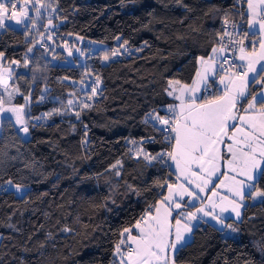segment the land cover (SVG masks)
I'll return each mask as SVG.
<instances>
[{
	"label": "trees",
	"instance_id": "16d2710c",
	"mask_svg": "<svg viewBox=\"0 0 264 264\" xmlns=\"http://www.w3.org/2000/svg\"><path fill=\"white\" fill-rule=\"evenodd\" d=\"M47 1L56 11L42 15L38 28L29 24L27 34L0 30L4 63L24 64L34 45L28 67L14 70L12 81L25 96L31 93V116L64 110L74 82L82 79L83 65L62 64L59 48L39 47L48 29L106 45L88 56L100 87L90 107L77 111L79 119L65 110L32 121L38 126H30L27 137L12 130L0 134V152L16 156L3 180L28 185L23 197L0 192V264H110L119 232L164 195L166 186L159 184L174 180L168 164L143 158L145 152L170 150L165 134L144 122L146 114H166L164 107L172 103L168 82L192 81L198 58L217 47L221 21L238 17V10L233 0ZM49 18L55 27L45 26ZM122 44L121 55L103 61L105 52ZM50 55L58 60L51 62ZM44 87L50 99L40 101ZM12 103L24 99L17 93ZM258 186L264 189V178ZM237 229L225 236L211 223L197 224L187 246L175 254L176 264H264V203L246 199Z\"/></svg>",
	"mask_w": 264,
	"mask_h": 264
},
{
	"label": "snow or ice",
	"instance_id": "6c2138e0",
	"mask_svg": "<svg viewBox=\"0 0 264 264\" xmlns=\"http://www.w3.org/2000/svg\"><path fill=\"white\" fill-rule=\"evenodd\" d=\"M246 3L247 12H241L240 15L242 18L247 16V28H238L235 23L232 25L233 32L241 38L233 39V32L225 31L220 36V47H213L212 55L208 58H198L199 67L190 85L179 86V81L168 82L171 90L166 89L167 94L174 96L179 103L167 106L164 110L167 118L158 113L146 114L144 122L151 123L157 131L165 134L164 140L171 150L159 152L155 156L145 152L143 158L149 163L158 161L167 164L168 160L172 161L176 179L183 177L185 183L176 186L179 191H173L174 186L166 180L158 185L160 188L166 186L168 194H161V199L150 204L134 224L119 232L120 239L114 244V259L110 264H176L175 254L187 246L189 236L196 226L194 221L207 224L209 220L205 217L210 218L218 231L229 236L238 231L228 223L232 219L231 213L240 219L246 199L264 203V189L258 186L264 178V0H246ZM28 5L35 11V18L29 15ZM47 7L50 5H44L42 0H0V30L15 31V28L9 27L10 22L15 21L27 34L31 30L29 24L35 28L37 19L43 18L41 9L46 10ZM224 23H228L227 19ZM48 26L55 27L51 18L48 19ZM225 36L229 37L227 42H224ZM123 43L127 44L128 41ZM33 48L34 45L27 48L24 67L30 63L29 54L33 53ZM228 50L238 51L239 54L230 60L225 55ZM76 51L84 55L80 49ZM68 54L71 56L72 51L69 50ZM120 54L119 49L105 52L103 60L108 61L110 56ZM3 57L4 52L0 51V59ZM40 58H37V67ZM12 63L19 64V61L13 60ZM99 82L97 77L94 83ZM0 84L7 87L2 76ZM14 91L23 97L24 103L13 104V93H8V107H5L3 97L0 96V134L12 130L17 137L21 133L27 137L30 126H38L31 122L39 121L42 117H32L27 110L31 93L25 96L18 87ZM91 93L92 96L97 95V89L92 87ZM68 103L71 105L72 101ZM83 107L89 108L90 105L85 103ZM53 113L61 114L59 109H53L44 115L51 116ZM75 115L77 119L80 118L79 112ZM84 127L87 135V125ZM15 159L16 156H10L8 152H0V192L11 191L13 195L23 197L27 194V184L14 183L11 177L3 180L9 161ZM224 166L227 167L226 172L221 171ZM116 175H120L119 171ZM214 177L223 179L216 184ZM225 181L229 184L226 185ZM193 184L200 192L211 185L209 190L213 196L219 195L215 192L216 187H227L230 195L221 196L218 203L208 197L207 205L196 207L195 211H181L182 207L190 203L182 204L185 194L193 201L201 200L199 193L190 189ZM128 188L132 194L140 195L131 185ZM63 231L72 230L65 228Z\"/></svg>",
	"mask_w": 264,
	"mask_h": 264
},
{
	"label": "rangeland",
	"instance_id": "374dc122",
	"mask_svg": "<svg viewBox=\"0 0 264 264\" xmlns=\"http://www.w3.org/2000/svg\"><path fill=\"white\" fill-rule=\"evenodd\" d=\"M21 2H22V0H21ZM42 3L44 5H46V6L50 5V7H47L46 10L45 9H41V12L43 11L42 15H45V14L46 15L47 14L48 15H53L52 9H54V6L51 4V2H48L47 0H42ZM37 6H39V5H37ZM27 7H28L29 15H31L32 14L31 12H33L32 17L35 18L36 17L35 11L32 9V7L30 5H28ZM17 10H19V5H18ZM41 21H42V19H37L36 28H38V26L41 23ZM52 24H53V22H52ZM9 26H11V27H13L15 29H21V30L23 29L22 27L16 25L15 21H11ZM45 26L47 28L49 27L48 26V20H47ZM30 28H31V25H30ZM31 29H34V28H31ZM60 34H62V33H60ZM59 36L61 37L62 40L60 41V44H57V47L63 53L61 55L64 56V58L61 60L60 63H62V64H74L76 66H78V64H81L84 67L83 68H78L80 73H81V78L82 79L77 80V82H74L73 90L68 94V98L66 100L65 109L63 110V109H61V107H57L56 109H59L60 112H63L65 110H67V111L76 113L82 107V105H84L85 103H90L94 99L96 100L97 97H98V90H99V87H100V82H99V84H95L94 83V81H96V79H97V76L95 75V73L93 71H91L89 69L90 66H88V56L90 57V55L92 53H94V51L97 52L98 50H101L102 48H105L106 45L103 44V43H100V42H97V41H93V40H88V39H85L83 37L76 36V35L70 36L69 39H67V36H66L65 33L63 35H59ZM39 39H40V35H39V38L37 40V43L39 42ZM123 48H124V46L120 47V48H116V49H119L120 53L122 54ZM53 49H55V48H53ZM76 49H80L81 51H83L84 55H80V53L77 52ZM69 50L72 51V55L71 56H69V54H68ZM118 56H115V57H118ZM47 57H49L51 62H55V61L58 60L57 57L54 56V55H50V56H47ZM23 65H24L23 63L13 64L12 61L4 63L3 60L0 59V76H2L3 79L7 82V87L6 88H5L4 84H0V96L3 97V100L5 102V107H8V99H9L8 93H13V99L17 95V93L14 91L15 86L12 83L13 77H14V70H16L18 68H22ZM198 67H199V63H198ZM82 72H85V74H83ZM191 82L190 83H181L180 82V85L181 86H183L185 84L190 85ZM92 87H95L97 89V95H95V96H92V93H91V88ZM48 89H49L48 87H44L41 90V95L39 97L40 101H42L46 97H48L47 96ZM168 90H171V89L168 88ZM90 96L92 97L91 99H89ZM41 97H43V99H41ZM48 98L50 99V97H48ZM13 99H12V101H13ZM51 100L54 101L55 103H57L58 105L60 104V102L57 101L56 98H52ZM70 100L72 101L71 105H69V103H68V101H70ZM175 101H176V104L179 103V101H177V100H175ZM167 106L164 107V110L167 108ZM52 111L53 110H50L48 112H44L42 114H39V116L42 117V119L39 120V121H43V120L47 119L48 117H50V116H45L44 114L51 113ZM163 116H165V118H167V116L165 114H163ZM167 164L170 167V169L172 170V172L174 173V175H173L174 182L171 183L174 186L173 187V191H179L180 189H178L176 186L179 185V184L185 183V181H184L183 177H181L180 180L176 179V175L177 174L175 172V165H174V163L172 161L168 160ZM114 165H116V167L115 168L112 167V169L116 170L118 165L117 164H114ZM221 171H225L226 172L227 171V167L226 166L222 167ZM229 174L231 175V173H229ZM220 179H223V177H220ZM213 180H214V182H216L217 178L214 177ZM219 182H220V180L216 184H219ZM225 184L227 185V184H229V182L225 181ZM210 186L211 185H209V188L205 189V190H209ZM190 189L195 191V192H197V193H199L200 197H202L201 194L203 192H200L199 189L195 187V184L191 185ZM225 190H228L227 187H216L215 188V192L218 193L219 195L213 196L212 193L211 194L209 193V197H211L214 202L218 203L220 201V197L221 196L230 195L229 193L225 192ZM167 194H168V189H166L164 195H167ZM188 197L189 196L187 194H185L184 199L188 198ZM189 198H190V200L192 199L191 197H189ZM159 199H161V197ZM251 201L252 202H256V201H259V200H256V201L251 200ZM225 203H227V201H225ZM244 204H245V201H244ZM217 211H219V209H217ZM241 212H242V209H241ZM231 216L233 218V221H229V223H231L233 225V227L236 228L237 227V223H238V221L241 218L240 219H236L235 218V213H231ZM241 216H242V214H241ZM205 219H206V217H205ZM206 220H208V219H206ZM209 222H211V221H209ZM193 224L197 225L199 223L194 221ZM231 234H233V233H231ZM224 235H226V234L224 233ZM189 238H190V236H189Z\"/></svg>",
	"mask_w": 264,
	"mask_h": 264
},
{
	"label": "built area",
	"instance_id": "2783aa9c",
	"mask_svg": "<svg viewBox=\"0 0 264 264\" xmlns=\"http://www.w3.org/2000/svg\"><path fill=\"white\" fill-rule=\"evenodd\" d=\"M234 1V5H235V8L238 10V17L236 18H230V19H227L228 23L225 24L224 21L225 19H223L221 21V32L219 33V35L217 36V42H216V45L217 47L219 48L220 47V36L223 35V33L225 31H228V32H233V28H232V25L233 23H235L238 28H247V25H246V16L244 18L241 17L240 13L241 12H244V7H245V3H246V0H233ZM60 34H58L56 32L55 29H48L46 31H44L43 33V38L41 39L40 43H39V47L41 49H46L48 47H52V48H55V49H58L57 47V44H60V41L62 40L61 37L59 36ZM233 39H240L241 36L239 34H237L236 32H233ZM229 39V37L225 36L224 37V42H227ZM251 39V37H250ZM50 42V43H49ZM43 45V47H42ZM245 45L248 46V41L245 40ZM251 47L248 48V50H250ZM128 51H130V49L128 48ZM238 51L236 52H233L231 50H228L225 52V55H227L229 57V59L231 60L234 56L238 55ZM228 65H225V67H227ZM131 151H133V149L131 148ZM114 259V257L112 258V260Z\"/></svg>",
	"mask_w": 264,
	"mask_h": 264
},
{
	"label": "crops",
	"instance_id": "0c3cea01",
	"mask_svg": "<svg viewBox=\"0 0 264 264\" xmlns=\"http://www.w3.org/2000/svg\"><path fill=\"white\" fill-rule=\"evenodd\" d=\"M244 12L246 13L247 12V3H245V7H244ZM246 19H247V16H246ZM216 48H218V47H216ZM257 48H258V45H257ZM251 51V50H250ZM206 58H208V57H206ZM181 86V85H180ZM178 87V86H177ZM168 88H169V84H168ZM168 88H167V90H168ZM170 89V88H169ZM175 94H178V92L177 93H174V95ZM169 96V95H168ZM171 99H172V103L171 104H176V101H175V99H174V96H169ZM166 115V114H165ZM167 116V115H166ZM172 171V170H171ZM173 175H174V173H173ZM220 180V178L219 179H217L216 180V182L215 183H217L218 181ZM174 182V180L171 182V183H173ZM171 183H169V184H171ZM166 189H167V187H166ZM210 189H211V186H210ZM225 192H227L228 193V190H225ZM209 193L211 194L212 193V191L211 190H205L201 195H202V197H201V200H195V201H193L192 199L190 200V198L188 197V198H185L184 199V201L182 202V204L184 203V202H190V204H188L187 206H193V204L195 205L192 209H191V211H195V208L196 207H201V206H203V205H207V203H208V197H209ZM183 208H185V207H182L181 209H183ZM180 209V210H181ZM243 209V208H242ZM181 211H187V210H181ZM189 211V210H188ZM241 214H242V212H241ZM206 219H208L209 221H211L210 220V218H207L206 217ZM229 221H233V218L232 219H229L228 220V223H229ZM209 223H211V224H215V222L214 221H211V222H209ZM234 223V222H233ZM236 229H237V227H236ZM223 234H224V232H223ZM234 234H236V232L235 233H233V234H231V235H229V236H233ZM226 236V235H225ZM190 237H191V234H190ZM190 239V238H189ZM188 239V240H189Z\"/></svg>",
	"mask_w": 264,
	"mask_h": 264
}]
</instances>
